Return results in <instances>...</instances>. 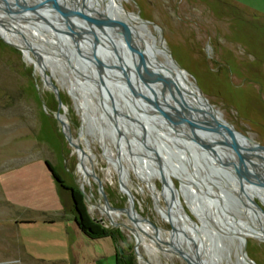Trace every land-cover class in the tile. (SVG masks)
Returning a JSON list of instances; mask_svg holds the SVG:
<instances>
[{
    "label": "rangeland",
    "instance_id": "374dc122",
    "mask_svg": "<svg viewBox=\"0 0 264 264\" xmlns=\"http://www.w3.org/2000/svg\"><path fill=\"white\" fill-rule=\"evenodd\" d=\"M74 1L69 0V4L75 5ZM120 3L123 10L145 22L142 29L150 32L171 60L188 74L193 91L199 95L197 88L234 130L264 147V0H120ZM82 9L92 8L87 5ZM123 10L116 7L112 16L126 23ZM1 11L6 13L5 24L0 28V262L22 256L14 218L39 219L42 215L52 214L56 208H63L61 196L65 204L72 207L74 193L89 222L105 232L114 233L118 247L129 254L132 264H186L178 254L166 252L168 248L154 235L141 233L125 214L111 216V220L101 212L99 207L104 205V200L93 179L82 173L87 178L86 184L78 172L80 166L75 149L66 141L62 124L54 117L57 110L64 117L71 138L81 140L78 145L85 153L87 169L100 180L111 208L126 209L129 206L119 184L120 170L115 165L118 153L119 165L125 172L122 187L132 195L136 214L167 236L168 232L180 228V224L190 223L181 219L176 228L175 218L164 214L178 206L201 227L198 233L208 240L210 264L225 255L228 249L233 253L234 248L220 237L218 225L229 223L227 218H236L245 224L250 221L253 225L260 218L254 213L247 217L245 212L247 198L239 194L236 187V182L245 179L238 176L233 167L228 171L212 159L216 156L210 149L213 147L203 149L202 145L191 141L192 145H184L186 150H183L172 141H163L161 124L164 123L150 116L157 109L143 108L141 105L145 106L144 102L149 101L140 98L142 103L137 102L128 84L124 83L126 79L120 69V57H125L123 48L130 58L133 54L126 46L123 34L118 33L123 40L122 46L112 42H103L99 46L107 56L105 60L116 61L119 67L116 73L102 65L105 64L102 56L97 52L94 55L92 35L89 46L81 43L80 47L75 42L78 37L65 26L63 31L57 26L51 29L46 22L40 23L35 18L23 21L18 8L7 5L0 4ZM60 18L65 23L63 17ZM3 38L23 44L26 52L7 44ZM139 41L151 62L157 67H168L162 57L153 53L149 42ZM132 47L136 48L135 42ZM97 60L103 63L98 64ZM132 62L139 87L126 73L135 92L148 96L142 91L144 88L152 98L149 86L159 104L163 95L171 97L168 86L161 84L158 90L148 84L150 79L143 69L139 71L142 79L138 78L134 58L133 61L131 58ZM42 72L47 82L55 86L57 94L43 82ZM171 89L176 97L175 90ZM182 92L183 99L197 107L190 96L191 91ZM76 97H80L82 104L77 103ZM174 104L179 108L177 103ZM137 132L144 136L137 137ZM150 141L168 150L171 164L167 161L166 166L172 173L168 180L169 185L181 193L175 196L178 203L175 198L171 201L161 179L156 176L161 161ZM159 152L158 156L165 162L162 149ZM247 153L248 160L255 158L250 151ZM189 155L194 158L193 168L183 159ZM234 155L239 169L238 158ZM245 164L252 168L247 160ZM47 166L65 190L59 188ZM263 170L258 169L256 173L263 177ZM144 171L151 176L144 175ZM206 173L214 175L205 180ZM204 189L217 192L221 197L209 196ZM253 200L264 211L259 200ZM222 208L226 210L222 212ZM129 228L135 232L132 234ZM188 229L184 234L181 232V237L195 251L196 231ZM135 235H139V242ZM242 236L246 238L247 257L254 264H264V242L248 233ZM108 240L113 242L112 239L103 242Z\"/></svg>",
    "mask_w": 264,
    "mask_h": 264
},
{
    "label": "bare ground",
    "instance_id": "6f19581e",
    "mask_svg": "<svg viewBox=\"0 0 264 264\" xmlns=\"http://www.w3.org/2000/svg\"><path fill=\"white\" fill-rule=\"evenodd\" d=\"M57 1L63 7L67 8L68 10H71L72 12H78V13L83 12L85 14H89V16H91L92 18L98 17V19L105 18L106 15H108L111 19H114L112 16V11H114L116 9V7L123 10V7L120 3V0H86L87 5L92 8L90 10H86V9L83 10L82 9L81 3H80V2H82L81 0H75L74 1L75 5H73V4L70 5L69 0H57ZM79 3H80V5H78ZM0 4L3 6L7 5L9 7L18 8V11L20 12L19 15L22 17L23 21L33 20L35 18V19L39 20L40 23L42 21L46 22L48 25L51 26V29H54V26H57L64 31V28L67 27V25L65 23H67L68 26L70 28H72L73 31L78 33V36H77L78 40L75 42H76V44H79L80 47H81V43L89 46L88 41L90 39L91 32L94 30L97 32H99V30H101L102 33L101 32H99V33L103 37L108 38V40H110V41H108V43L112 42V43H115V44L120 45V46L123 45L122 37L118 34L119 32L115 31L113 28L103 26V25L96 28L95 25H89V24H86V23L80 21L77 16L75 17V15L72 17H69V21H66L64 23L62 21V19L60 18V16L54 10H52L51 6H49L50 0H24V2L20 1V0H0ZM10 9L13 11V8H10ZM6 11H9V9ZM123 11L125 12L123 14V17L126 20V23L128 24V26L130 28L132 39L135 42L136 49L137 50L140 49L143 52V54H145V56H146V52L144 53V51L142 50L143 46L141 45L139 39H142V41H144V42H149L150 45L152 46L153 53L162 57L163 60L165 61L164 63L168 66V67H166V66L159 65V67H157L156 63L152 62L153 66L151 67V69L149 71H145L146 75H148V77H149V72L151 71L152 73L157 74L158 76H161V77L169 80L171 82L172 88L175 91L176 90L178 91L177 92L178 94L177 93L175 94L176 97L174 96L178 100H181V98L183 99V97H182L183 92L182 91H185V90L191 91L190 96L194 100V102L197 104V108L205 109L206 108V104H205L206 99L203 98V96L201 95V93L199 92V90L197 88H196V90H197L198 94L203 98V100L201 99V97L199 95H197V93H195L193 91V85L190 82V80L188 79V76H187L188 74L185 71H180L176 67L174 62L169 57V55L165 52L164 48L158 45V44H160V42H158L157 39L150 32L142 29L143 27H145L144 26L145 22H141L140 19L136 15L128 13L125 10H123ZM4 13H6V12H2V11L0 12V28H2L3 24H5ZM66 33L67 32L65 31V34ZM3 39L6 41V43L16 47L17 49L20 48L21 50L26 52L27 49L23 44L19 45V44H16L15 42H13L12 40H9L7 38H3ZM121 40H122V42H121ZM99 50L101 51L102 48H99ZM123 51H124V55L131 62L132 57L130 58V54L127 53L124 50V48H123ZM103 59H104L105 64H102V65H104L106 68H108L109 71H115L116 73H117V71H119V69H118L119 67L116 66V61H113L110 63L107 60H105V58H103ZM98 61H100V60H98ZM132 61H133V58H132ZM149 61L151 62V60H149ZM101 63H103V62H101ZM106 63L108 65H106ZM132 64H133V62H132ZM130 66H131V64H130ZM131 72H133V71L131 70ZM168 73L174 78H171ZM118 74H119V72H118ZM157 75H155L154 78H157ZM41 77H42L43 82H45L46 85L51 87L50 83L47 82L46 77H45L43 72L41 73ZM117 79H118V77H117ZM149 79H150V77H149ZM124 83H127V81ZM148 84H150L153 87H157L158 90H159V85H161L160 83L157 84V83H154L153 81H149ZM142 91L146 95L150 96L149 92L144 90V88ZM139 99L140 98H138V97L135 98V100L137 102L142 103V100L141 99L139 100ZM166 99L168 100V102L170 101L171 104H173L172 100H170L168 98H166ZM145 100H147V99H145ZM76 101H77V103L82 104L80 97H76ZM161 101L164 102V99H162ZM183 101L185 102V104L192 107L190 104H188V102H186L185 99H183ZM146 102H144L145 106H143V105H141V106L143 108L149 107L152 110V107H154V106H152V105L150 106L151 103L149 102L150 103L149 104ZM161 104L163 105V107H161V108L163 110L169 112V114H171V110L169 111V109L166 108L168 106H166V104H164V103H161ZM147 110L150 111L148 108H147ZM140 113H145V111L140 110ZM153 113H154V115L149 114L151 116V118L156 117L159 121L164 123V124H161L159 121H157L158 123L161 124V131L163 134V135H161L162 136L161 138L166 143H170L172 141L173 143L177 144L178 146L180 145L179 147H181V149H183V150L185 149L184 145H187V144L192 145V143L194 141L199 143L200 145L203 144L209 148L213 147L210 149L215 153L216 156L214 158L212 157V159H215L216 161L220 162L221 165H223L225 167V169H228V171H230V168L232 167L231 163H233V164L237 163L234 152L232 151V149L229 146H227L225 144V142L226 143L231 142L228 137H223L221 135H218L215 132H213V133L212 132L211 133L202 132L201 130L191 129L189 127H186V126L180 125V124H176V123L172 125L170 122H167L165 119L161 118V116H159L158 112L153 110ZM171 115L174 117L173 113ZM142 116H143V114H142ZM144 117L145 116H143V118ZM183 117H184L183 119L191 120L192 122L196 123L197 125H201L203 127H206V126L210 127V125H212L208 116H207V118H203V117L193 113L192 117H190L188 115H186V116L184 115ZM60 122L62 124V130L65 132V134H68V136L71 138L68 127H66V125L64 123V117L61 114H60ZM136 135H137V137H139V136H142L143 134L141 135V132H137ZM168 137H170L171 140H169ZM185 138L187 140H190V141L185 140ZM240 138L241 137H239L237 135L235 137V140H236V143L239 145L240 150L245 155V157H246V155L249 154V153H247L248 151L251 152L252 156H255V158H252L251 160H249V161H252L253 163H251L252 168H248V169L252 170L255 173L258 169L263 170L264 168L260 162L264 163V160H263L264 159V150L254 149L251 145H249V142H247V140L242 139V138L240 139ZM191 141H193V142H191ZM80 142H81L80 139L75 141L71 138V146L74 147V149H75V152H76V155L78 158V162H79L78 165L80 166L78 169V172L81 175H82V173L84 174V172H85L86 174H88L93 179V176L95 174H93L91 171H89L87 169V160L85 157V153L83 150H81V147L78 145ZM200 147L202 148V146H200ZM203 149H204V147H203ZM177 151L181 153L180 150H177ZM119 158H120V156L117 153V158L115 157V165L120 170V173L118 175L119 184H120L122 192L128 198L129 206L126 209L115 210V209H112L108 206L102 205L99 207L101 212L106 213V216L109 219H111L110 218L111 216H120V214H125L126 216H128L131 219L134 227L138 228V230H140L141 233L144 232V233H148V235H150V234L152 236L154 235V238L157 241H160L164 246H166L168 248V250L165 249L166 252H172L173 254H177L174 248L178 247V248H180L182 254L192 264H196V261H195L196 252L198 251V252H200L202 260L204 262H206L205 264H210V259H208L209 255H207V252H208L207 242H208V240L206 239L205 235H200L198 233L199 230L201 229L199 224H196L193 220H191V218H189V216L187 214L183 213L181 208H179L178 206L176 207V210L175 209L172 210V208H170V210L165 211L164 214L173 216L175 218L176 228L178 227L179 222L182 220L185 222L189 221L190 223L180 224L181 229L177 228V229H175V231H174V227L172 226L174 232H168L167 236L163 235V232L160 228H156L155 226L151 225V223L149 221H146L145 219H143L141 216H139L138 214H136L133 211V197L129 192H126L122 187V182H123L124 177H125V172L122 170L121 166L119 165L120 164ZM172 167L176 168V165L172 164ZM163 172L164 173L162 175L163 176L162 186H163L164 190L165 189L167 190L168 194L170 195L171 201H172V198L174 199L176 195L178 196L181 193H180V191L175 190L173 188V186L169 185L170 181L168 180V177L172 173H170L167 168ZM145 174L148 177L151 176V174L146 172V171H144V175ZM156 176L161 179V175L159 173L156 174ZM194 176H197V175H194ZM83 179H84V182L87 184V178L83 176ZM194 179H195V177H194ZM196 180L198 182L200 181V179H198V178ZM93 181H94V179H93ZM200 184H201V181H200ZM236 187L239 190L238 193L243 194V196L247 198V201H245V202H247L245 205L246 206L245 212L247 214V217L249 216V213H254L258 217H260L259 218L260 221L258 220L257 222H254L253 225L250 223V221H247L248 223L246 222V224L243 222L241 223L236 218H235V220H238V224H236L235 221H233V219H231V218H227V221H229V223H225L223 225H220L219 222H217V224H219L218 225V229H219L218 232L222 235L220 237H222L223 240L229 242L231 247L234 248V252L230 253V250L228 249L227 252L225 253V255H223L219 258H216V260L213 264H247V263L242 261V256L240 254V245L238 242V239H245L246 240V238L244 236H242L246 233L252 235L253 237L260 240L261 242H264V214L262 213V211L260 209H258L254 205L255 201L253 200L254 198H256V199L261 198L262 200H264V189L261 190L260 188L252 187L244 180L239 181L238 183L236 182ZM181 188H183V187H181ZM204 191L209 196L212 194L214 198L219 199V197H220L219 193H217V192L213 193L209 189H204ZM208 192H210V193H208ZM172 196H174V197H172ZM175 200L178 203L177 197L175 198ZM148 227L152 231H150L148 229ZM188 227L192 228L194 230V232L196 231L197 242H196V246H195L196 247L195 251H193L192 248L189 246L190 244L187 242V240L183 239L181 237V232L183 233L186 230L188 231L189 230ZM128 230L132 234L135 232V229H132V228H129ZM161 238L168 239V241L172 240V242L171 243L163 242ZM135 239L137 242H139V239H140L139 235H135ZM181 259L183 261H185L183 258H181Z\"/></svg>",
    "mask_w": 264,
    "mask_h": 264
},
{
    "label": "water",
    "instance_id": "95a60500",
    "mask_svg": "<svg viewBox=\"0 0 264 264\" xmlns=\"http://www.w3.org/2000/svg\"><path fill=\"white\" fill-rule=\"evenodd\" d=\"M81 7L83 8H87V3L86 0H81ZM49 2V1H48ZM52 10H54L58 15H60L61 17H63L64 21H69V17H72L75 15V17L77 16L79 18L80 21L89 24V25H95L96 28L100 27L101 25L103 26H107L110 28H113L115 31L121 32L124 36V41L126 46L128 47L129 51L133 54L132 58L135 59V67L134 70L136 72V75H138V78L142 79V74L140 71V69H143L144 71H149L151 69V67L153 66L152 62H150L147 57L145 56V54H143V52L139 49L137 50L136 48L132 47L134 40L132 39V35H131V31L129 26L121 21L115 20V19H111L108 15H106L105 18H101V19H96V18H92L91 16H89V14H85L83 12L78 13V12H72L71 10H68L67 8L63 7L61 4L58 3L57 0H50V5ZM84 10V9H83ZM82 19V20H81ZM67 25L68 30L75 34L76 36H78V33L73 31L72 28H70L68 26L67 23H65ZM99 30V29H98ZM99 32L102 33L101 30H99ZM99 32L97 31H92L91 35L94 38V55L95 52H97L100 56H102L103 58L107 59L106 55H103V53L99 50V46L103 45V42H108V38L103 37ZM8 44V43H7ZM10 45V44H9ZM12 46V45H11ZM14 47V46H13ZM109 56V55H108ZM98 61V60H97ZM120 61L122 62L120 65V69L122 70L124 77L127 81V84L132 92V94L134 95V97H138V98H145L147 99L150 103H152V105H154V107L157 109V112L159 114V116H161L163 119H165L167 122H170L172 125L173 124H180V125H184L186 127H189L191 129H198L201 130L202 132H207V133H217L218 135H221L223 137H228L230 139L231 142H228L225 144L227 146H229L232 151L236 154L237 158H238V164L240 166V168L243 169V171H241L240 169L236 168V164H232V167L234 168V170L236 171V173L238 174V176H243V178L245 179V181L252 187H256V188H260L261 190L264 189V176L261 177L259 174L253 173L252 170L248 169L247 165L245 164V160H248L245 155L243 154V152L240 150L239 145L236 143L235 137L238 135L239 137H241L242 139L247 140V142H249V145H251L254 149H259V150H264L263 146H260L256 143L253 142V140H251L250 138L242 135L241 133L237 132L236 130H234L232 128L231 125L227 124L220 116L221 114H219V112L217 110H215L213 108V106H211L207 100H205V104H206V108H197V107H190L189 105L185 104V102L183 101V99L181 98V100H177L174 96H173V91L171 89V82L161 76H158L157 74L152 73L151 71L149 72V77L150 80L149 81H153L154 83H160L162 85L168 86V90L171 94V97L169 95H163V99H164V104H166V108L169 109V111L171 110V114L173 113L174 117L169 114V112L163 110L161 107H163V105L158 102L157 97L155 96L154 90L152 88H150L147 83L145 84L146 86H148V88L152 91V98H154V101L152 100V98H150L151 96H145L143 95L141 92H135L134 88L131 86V83L129 82L128 79V74L126 72L129 73V75L131 77L134 78L135 82H136V86L139 87V81L138 79L135 77L134 72H131L132 69V63L129 61V59L125 56L124 58L120 57ZM98 64H101L100 61H98ZM131 64V66H130ZM175 64V63H174ZM176 65V64H175ZM124 66V67H123ZM176 67L180 70V71H184L182 70L180 67H178L176 65ZM126 68V70H125ZM157 75V78H154V76ZM51 89L54 91L55 94H57L56 88L55 86L50 83ZM163 87V88H164ZM176 93L178 92L177 90L175 91ZM178 94V93H177ZM170 99L172 101H174L175 103H177V105L179 106V108L177 106H175L174 102L173 104H171V102L166 99ZM172 98V99H171ZM162 99V98H161ZM59 104H61L60 101H58ZM161 105V106H160ZM193 113L203 117V118H209V120L211 121L212 125H210V127L206 126L203 127L201 125H197L196 123L192 122L191 120H185L183 119L184 115H188L190 117H192ZM183 115V116H182ZM54 117L56 118V120L61 124L60 122V113L59 110H57L54 113ZM221 119H220V118ZM63 131V130H62ZM63 134L65 136L66 141L71 145V138L68 136V134H65V132L63 131ZM145 141H148L147 138H144ZM195 142V141H194ZM197 143V142H195ZM199 144V143H198ZM150 145H154L156 147L155 149V153L157 155V159H159L161 162V164L159 165V169H158V173L161 175V182L163 181V171L167 168L166 164L167 161H169L168 163L171 164V157H169L168 155V150L164 147V146H158L155 144L154 141H150ZM200 145V144H199ZM202 147L204 148H209L205 145L202 144ZM162 149V153L165 154V162L162 161V158H160V156L158 157V153L160 154L159 150ZM190 156V155H189ZM200 158V157H198ZM197 158V161H198ZM202 158V157H201ZM185 161H189V163L191 164V168L195 167V162H194V158L193 157H187V158H183ZM204 161H206L204 159ZM249 165H251V163H253L252 161L248 160ZM166 166V168H165ZM252 166V165H251ZM263 166V165H262ZM264 167V166H263ZM214 175V174H212ZM211 173H206V177H204L205 180L208 179V177H212ZM94 182L96 183L97 187H98V191L101 194L103 200H104V205L108 206L111 208V206L109 205V203L106 200L105 194L103 193V188L101 185L100 180L94 175L93 176ZM242 181V180H241ZM223 196V194H222ZM221 197V196H220ZM259 202L264 206V201L258 199ZM254 205L260 209L262 211V213L264 214V211L261 209V207L255 202ZM114 209V208H112ZM115 210H122V209H115ZM225 211V208H222L221 211ZM222 211V212H223ZM235 221L236 224H238V220H233ZM239 245H240V254L242 256V261L247 263V264H254L248 257H247V253H246V240L245 239H238ZM176 253L185 260L186 264H192L181 252L180 248L175 247L174 248ZM118 251L120 254H123L122 249L120 247H118ZM209 259V258H208ZM196 264H205L206 262H204L201 258L200 252H196Z\"/></svg>",
    "mask_w": 264,
    "mask_h": 264
},
{
    "label": "crops",
    "instance_id": "0c3cea01",
    "mask_svg": "<svg viewBox=\"0 0 264 264\" xmlns=\"http://www.w3.org/2000/svg\"><path fill=\"white\" fill-rule=\"evenodd\" d=\"M39 219H15L13 224L22 256L0 264H115L117 243L108 236L86 237L74 223L73 209L65 204ZM112 239L113 242H103Z\"/></svg>",
    "mask_w": 264,
    "mask_h": 264
},
{
    "label": "trees",
    "instance_id": "16d2710c",
    "mask_svg": "<svg viewBox=\"0 0 264 264\" xmlns=\"http://www.w3.org/2000/svg\"><path fill=\"white\" fill-rule=\"evenodd\" d=\"M50 173L53 175L54 179L59 184V188L61 190H65L66 188L62 185V182L59 181V179L54 175L51 168L47 166ZM72 200V209L74 214V223L77 226V228L83 233L86 237L90 239H99L102 237H112L115 242L117 243V251H116V258H115V264H132V258L129 256L126 251L122 250L123 254H120L118 251V238L117 236L112 232H105L97 227H95L93 224H91L85 215L84 208L82 207L80 201L76 198L74 193H72L71 196Z\"/></svg>",
    "mask_w": 264,
    "mask_h": 264
}]
</instances>
